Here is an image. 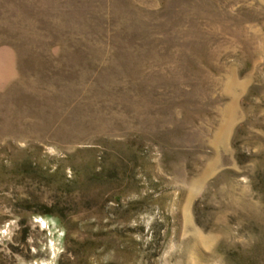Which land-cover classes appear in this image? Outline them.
Returning a JSON list of instances; mask_svg holds the SVG:
<instances>
[{"label": "rangeland", "instance_id": "374dc122", "mask_svg": "<svg viewBox=\"0 0 264 264\" xmlns=\"http://www.w3.org/2000/svg\"><path fill=\"white\" fill-rule=\"evenodd\" d=\"M0 264H264V0H0Z\"/></svg>", "mask_w": 264, "mask_h": 264}, {"label": "trees", "instance_id": "16d2710c", "mask_svg": "<svg viewBox=\"0 0 264 264\" xmlns=\"http://www.w3.org/2000/svg\"><path fill=\"white\" fill-rule=\"evenodd\" d=\"M48 211H50V212H42V214L45 215V216H48V215H54V216H56V217H59L58 214H53L51 210H48Z\"/></svg>", "mask_w": 264, "mask_h": 264}]
</instances>
